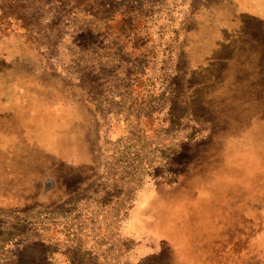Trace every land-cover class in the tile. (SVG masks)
I'll return each instance as SVG.
<instances>
[{
	"label": "rangeland",
	"instance_id": "1",
	"mask_svg": "<svg viewBox=\"0 0 264 264\" xmlns=\"http://www.w3.org/2000/svg\"><path fill=\"white\" fill-rule=\"evenodd\" d=\"M0 264H264V0H0Z\"/></svg>",
	"mask_w": 264,
	"mask_h": 264
}]
</instances>
